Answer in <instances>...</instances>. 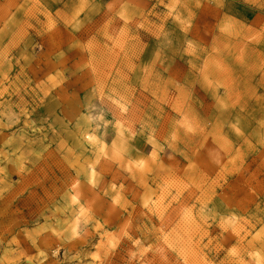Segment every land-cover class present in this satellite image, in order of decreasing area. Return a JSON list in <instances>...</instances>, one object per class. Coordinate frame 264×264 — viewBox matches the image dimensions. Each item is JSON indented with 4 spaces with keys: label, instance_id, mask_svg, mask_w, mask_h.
<instances>
[{
    "label": "rangeland",
    "instance_id": "rangeland-1",
    "mask_svg": "<svg viewBox=\"0 0 264 264\" xmlns=\"http://www.w3.org/2000/svg\"><path fill=\"white\" fill-rule=\"evenodd\" d=\"M0 264H264V0H0Z\"/></svg>",
    "mask_w": 264,
    "mask_h": 264
},
{
    "label": "bare ground",
    "instance_id": "bare-ground-1",
    "mask_svg": "<svg viewBox=\"0 0 264 264\" xmlns=\"http://www.w3.org/2000/svg\"><path fill=\"white\" fill-rule=\"evenodd\" d=\"M90 135H85V138H89Z\"/></svg>",
    "mask_w": 264,
    "mask_h": 264
}]
</instances>
